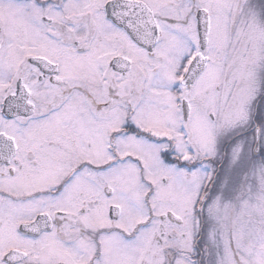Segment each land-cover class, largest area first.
Masks as SVG:
<instances>
[{"label": "snow or ice", "instance_id": "6c2138e0", "mask_svg": "<svg viewBox=\"0 0 264 264\" xmlns=\"http://www.w3.org/2000/svg\"><path fill=\"white\" fill-rule=\"evenodd\" d=\"M0 264H264V0H0Z\"/></svg>", "mask_w": 264, "mask_h": 264}]
</instances>
